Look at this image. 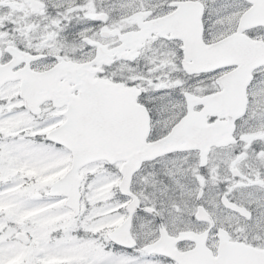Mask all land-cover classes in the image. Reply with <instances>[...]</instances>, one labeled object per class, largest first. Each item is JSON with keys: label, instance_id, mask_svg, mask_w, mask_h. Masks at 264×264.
Returning a JSON list of instances; mask_svg holds the SVG:
<instances>
[{"label": "snow or ice", "instance_id": "6c2138e0", "mask_svg": "<svg viewBox=\"0 0 264 264\" xmlns=\"http://www.w3.org/2000/svg\"><path fill=\"white\" fill-rule=\"evenodd\" d=\"M0 264H264V0H0Z\"/></svg>", "mask_w": 264, "mask_h": 264}]
</instances>
